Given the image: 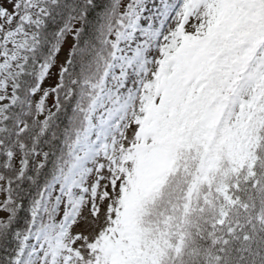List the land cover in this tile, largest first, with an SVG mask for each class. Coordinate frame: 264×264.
<instances>
[{
	"label": "snow or ice",
	"instance_id": "6c2138e0",
	"mask_svg": "<svg viewBox=\"0 0 264 264\" xmlns=\"http://www.w3.org/2000/svg\"><path fill=\"white\" fill-rule=\"evenodd\" d=\"M0 264H264V0H0Z\"/></svg>",
	"mask_w": 264,
	"mask_h": 264
}]
</instances>
